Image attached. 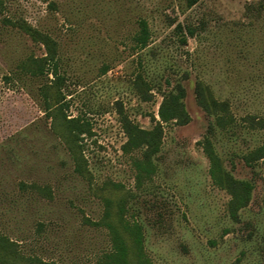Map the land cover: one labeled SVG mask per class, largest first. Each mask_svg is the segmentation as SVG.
I'll list each match as a JSON object with an SVG mask.
<instances>
[{
    "label": "rangeland",
    "instance_id": "1",
    "mask_svg": "<svg viewBox=\"0 0 264 264\" xmlns=\"http://www.w3.org/2000/svg\"><path fill=\"white\" fill-rule=\"evenodd\" d=\"M0 2V233L23 255L0 249V264H95L109 237L85 219L98 220L107 203L131 264L124 226L139 228L149 264H264V159H242L264 138L256 124L264 120V0ZM140 19L150 32L143 50L131 40ZM22 23L55 40L61 88L50 75L26 72L45 48ZM197 81L229 103L235 120L213 143L226 171L253 185L237 220L208 176L199 143L210 118L195 102ZM176 83L189 122L162 125L149 160L143 149L125 153L123 123L151 130ZM62 116L89 130L76 148L81 174Z\"/></svg>",
    "mask_w": 264,
    "mask_h": 264
},
{
    "label": "trees",
    "instance_id": "2",
    "mask_svg": "<svg viewBox=\"0 0 264 264\" xmlns=\"http://www.w3.org/2000/svg\"><path fill=\"white\" fill-rule=\"evenodd\" d=\"M185 1L187 7H191L199 0ZM1 6L2 3L0 2V8ZM1 23L4 25L11 24L8 19H2ZM19 26L32 40L45 48L43 57L30 59L27 63L26 72L28 75L36 78L50 75L57 80V87L61 88L64 79L58 74V63L56 59L57 46L55 40L49 34L31 28L26 23H22ZM178 28L180 27L178 26ZM188 33L192 35L193 32L189 30ZM149 39L150 32L147 22L144 19H140L137 22V31L131 39L133 48L139 50L145 49L149 43ZM180 42L185 44L186 40L181 39ZM104 72L105 69H103L102 73ZM137 79H139L137 83L138 86L142 84L146 87L148 86L149 89V85L143 82V77L141 75H139ZM184 97L185 90L180 83H176L170 91L163 94L162 101L157 111L158 121H155V125L151 130H142L132 125L130 122L125 121L123 123V129L127 136V141L123 146V151L128 153L133 150L143 149V157L147 160L158 153L162 139V125L171 123L182 126L187 124L190 120L183 103ZM194 97L197 106L210 118L207 127V136L199 143L209 163L208 176L215 187L228 194L230 199L227 204V214L230 219L237 220L239 211L245 208L250 201L253 185L248 181L234 179L230 173L226 171L213 143L215 131L218 130L224 133L230 132V129H232L235 124V120L230 111L229 103L225 100L220 101L216 99L210 88L204 82L197 81L195 83ZM142 99L144 100V97H142ZM62 120L66 123L68 135L67 144L72 152V158L76 163L75 172L81 174L82 172L76 156V148H79V136L89 134V130L85 128V126L79 124L75 119H66L65 116H62ZM256 124L260 129H264V120L260 119ZM72 147L75 148V150L72 149ZM242 159L248 166L264 159V138L259 146L243 155ZM137 166L139 167L141 165L137 164ZM109 218L110 212L107 203L98 220L92 221L88 218L85 219V224L93 228L105 230L109 237L110 248L100 255L95 264H131L129 260L130 248L126 245L125 239L121 236L117 227L109 221ZM123 228L128 232L131 238L132 249L137 264H149L141 252V235L139 228L136 226H124ZM9 247H13L17 250L18 244L0 233V249L7 250ZM17 251L20 253L19 250ZM20 255L22 254L20 253ZM26 259L40 264H56L54 262L43 261L38 257H26Z\"/></svg>",
    "mask_w": 264,
    "mask_h": 264
}]
</instances>
